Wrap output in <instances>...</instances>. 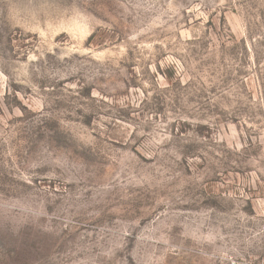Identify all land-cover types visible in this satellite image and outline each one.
Masks as SVG:
<instances>
[{
	"label": "rangeland",
	"instance_id": "374dc122",
	"mask_svg": "<svg viewBox=\"0 0 264 264\" xmlns=\"http://www.w3.org/2000/svg\"><path fill=\"white\" fill-rule=\"evenodd\" d=\"M264 0H0V264H258Z\"/></svg>",
	"mask_w": 264,
	"mask_h": 264
},
{
	"label": "built area",
	"instance_id": "2783aa9c",
	"mask_svg": "<svg viewBox=\"0 0 264 264\" xmlns=\"http://www.w3.org/2000/svg\"><path fill=\"white\" fill-rule=\"evenodd\" d=\"M258 264H264V257L258 262Z\"/></svg>",
	"mask_w": 264,
	"mask_h": 264
}]
</instances>
